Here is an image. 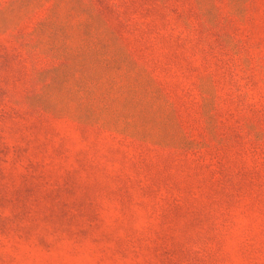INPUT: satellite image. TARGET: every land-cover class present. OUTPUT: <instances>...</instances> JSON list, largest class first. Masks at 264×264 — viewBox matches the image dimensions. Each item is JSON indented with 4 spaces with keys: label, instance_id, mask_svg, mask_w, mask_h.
<instances>
[{
    "label": "rangeland",
    "instance_id": "obj_1",
    "mask_svg": "<svg viewBox=\"0 0 264 264\" xmlns=\"http://www.w3.org/2000/svg\"><path fill=\"white\" fill-rule=\"evenodd\" d=\"M0 264H264V0H0Z\"/></svg>",
    "mask_w": 264,
    "mask_h": 264
},
{
    "label": "trees",
    "instance_id": "obj_2",
    "mask_svg": "<svg viewBox=\"0 0 264 264\" xmlns=\"http://www.w3.org/2000/svg\"><path fill=\"white\" fill-rule=\"evenodd\" d=\"M5 97H7V88L0 79V98L4 99Z\"/></svg>",
    "mask_w": 264,
    "mask_h": 264
}]
</instances>
